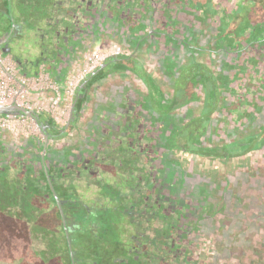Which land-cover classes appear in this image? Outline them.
Wrapping results in <instances>:
<instances>
[{
    "label": "flooded vegetation",
    "instance_id": "obj_1",
    "mask_svg": "<svg viewBox=\"0 0 264 264\" xmlns=\"http://www.w3.org/2000/svg\"><path fill=\"white\" fill-rule=\"evenodd\" d=\"M10 61L13 81L58 91L9 114L22 133L0 129L5 264H264V188L239 205L236 173L178 153L221 156L186 150V135L172 144L176 125L205 130L195 117L231 138L264 115V0H0Z\"/></svg>",
    "mask_w": 264,
    "mask_h": 264
},
{
    "label": "trees",
    "instance_id": "obj_2",
    "mask_svg": "<svg viewBox=\"0 0 264 264\" xmlns=\"http://www.w3.org/2000/svg\"><path fill=\"white\" fill-rule=\"evenodd\" d=\"M125 56V71L130 70L131 72H137L138 69L136 68V65L134 62H131L130 57L128 55ZM111 59V58H110ZM118 70L117 66H113L110 70L106 71L103 75H110L113 73V71ZM116 72V71H115ZM121 74V72H120ZM123 75V74H122ZM129 83L126 84L128 86ZM148 85L152 86V84ZM153 89V88H152ZM152 98L148 95L144 96L143 105L150 108V107H157L158 105H155L153 103ZM159 102V101H158ZM160 118H165V115H159ZM193 119V118H191ZM197 122L199 121L201 123V127L205 130H196L193 128H190L189 130H182L181 126H175L173 129V147L182 150L181 144L182 142H179L181 140V137L183 135H186V140L184 142L187 143L188 148L186 150H189L190 152L199 153L202 155H215V156H221L224 160H230L236 157H245L248 153L264 149V120H262L261 123L255 122V124H250L246 129L236 134V136L231 138H224L222 136V133L220 134L218 131V128L215 127L212 130H208V127L211 122V117L208 115L195 117ZM192 124V122H191ZM191 127V126H190ZM185 128V127H184ZM183 132V133H182ZM211 134H216V139L214 140L215 146H210L209 143L213 142L211 139ZM186 146V144H185ZM173 148V149H174ZM178 169H180V163L178 164ZM254 171L260 172L264 174V162L259 164L257 167L254 168ZM264 182V177H261ZM260 178V179H261ZM224 181V180H223ZM227 181L231 182L232 179H227ZM237 183L235 186L238 189V202L239 205L242 203L247 204L248 200L247 198L250 197V194L241 191L245 189H257L258 184L256 183L257 178L251 177L246 178L244 176L237 177ZM232 184L224 185L222 184V187H233ZM264 188V184H263ZM263 193H261L262 195Z\"/></svg>",
    "mask_w": 264,
    "mask_h": 264
},
{
    "label": "rangeland",
    "instance_id": "obj_3",
    "mask_svg": "<svg viewBox=\"0 0 264 264\" xmlns=\"http://www.w3.org/2000/svg\"><path fill=\"white\" fill-rule=\"evenodd\" d=\"M113 51L119 50V47H116L115 50L114 48L112 49ZM111 50H107V51H99V52H93L92 55L93 59H97V62H92L90 58L86 59L89 60L90 65H81V67H78V69L76 71L73 72L72 75H70L71 77L73 75H78L81 76L83 75L87 70L90 69V66L92 64L97 65L98 61L101 59V57L105 54L111 53ZM31 54V53H29ZM89 55V56H90ZM5 61V59H4ZM86 63V61H85ZM13 72L16 75H20V73L17 71V68L15 67L13 62H9L6 64V68H1L0 67V76H4L7 77L8 75H5L7 72ZM129 75H133L132 73ZM41 76L42 77H46L47 74L45 73V71L42 69L41 70ZM10 83V87L13 88V92L17 93V96L19 97V100L21 102V104L26 105V98L28 95H39L41 99H43L42 97H44V93L45 92H51V93H57L58 91V85L54 84L53 81H51L52 79H45V80H41V79H33V78H24V77H20L19 76V81H13L12 79H10L9 77H7ZM132 80V78H126V84L129 83V80ZM46 81V82H45ZM131 87H133V84H130ZM68 86V87H67ZM67 90L70 93L73 89V84H66ZM42 102V101H41ZM25 103V104H24ZM31 106L33 107H44L43 105H37V104H31ZM49 108H52V106H50ZM262 120H264V115L259 116L255 122L257 123H261ZM24 123V120L21 117H12L11 120H5L1 118L0 121V129L4 130V131H19V133H22L20 131V125ZM18 127V128H17ZM17 128V129H16ZM19 129V130H18ZM179 156H188V165L191 166H195V167H199V169L201 170H208V169H212L214 166L221 170L222 172H227V173H236L237 176L235 177H231V178H227V179H232V181L235 180V184L239 183L237 181V177H241L244 176L246 178H251L250 176H246L245 174L247 173H260V172H256L254 171V168L257 167L259 164L264 162V149H259V150H254L250 153H248L245 157H236L230 160H224V159H211L210 161L207 159H202L199 160L197 159L196 155L193 154H185V153H178ZM262 174V173H261ZM264 177V174L263 176ZM259 177V181L261 184L258 183V180L256 181V183L258 184L257 188H263V180L262 178ZM261 178V179H260ZM231 185V184H230ZM241 191H243L241 189ZM261 195V192H260ZM31 247V245H30ZM31 252H34L33 249L31 248ZM38 260V259H37ZM7 262V260L5 259H0V264H5ZM32 262H35V264H39L38 261L36 260H30L31 264Z\"/></svg>",
    "mask_w": 264,
    "mask_h": 264
},
{
    "label": "built area",
    "instance_id": "obj_4",
    "mask_svg": "<svg viewBox=\"0 0 264 264\" xmlns=\"http://www.w3.org/2000/svg\"><path fill=\"white\" fill-rule=\"evenodd\" d=\"M7 75V73L5 74ZM8 77V76H7ZM4 76H0V103L1 104H10V103H17L22 106H25L21 104L19 97L17 96L16 92H13V88L10 87L9 79ZM18 98L16 101V97ZM13 116L9 114H1L0 113V121L1 118L5 120H11ZM15 117V116H14Z\"/></svg>",
    "mask_w": 264,
    "mask_h": 264
},
{
    "label": "water",
    "instance_id": "obj_5",
    "mask_svg": "<svg viewBox=\"0 0 264 264\" xmlns=\"http://www.w3.org/2000/svg\"><path fill=\"white\" fill-rule=\"evenodd\" d=\"M21 111H26L25 107L17 104V103H10V104H1L0 103V113L1 114H18ZM28 114H32L31 111H27Z\"/></svg>",
    "mask_w": 264,
    "mask_h": 264
}]
</instances>
